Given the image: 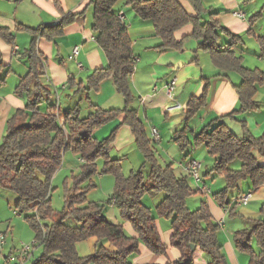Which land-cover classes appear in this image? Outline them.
<instances>
[{
    "label": "trees",
    "instance_id": "16d2710c",
    "mask_svg": "<svg viewBox=\"0 0 264 264\" xmlns=\"http://www.w3.org/2000/svg\"><path fill=\"white\" fill-rule=\"evenodd\" d=\"M118 1H92L91 29L108 66L92 71L86 79V90L97 92L103 80L112 78L116 91L124 98L122 110H103L88 101L90 111L85 116H81L79 105L61 113L53 103V93L42 82L44 59L36 48L38 36L50 40L61 35L79 15L62 13L60 21L48 29L32 30L18 24L11 31L0 26V39L11 47L15 44L14 32L25 31L32 36L29 47L18 54L26 59L28 72L13 89V94L23 99L25 106L8 118L0 143V188L17 195L15 208L34 234L33 248L42 250L31 264H132L129 258L138 252L139 244L154 255L163 256L167 247L160 240L155 223L157 217L170 220V246L181 255L175 264H194L191 244L210 258L209 264H227L217 240L218 225L213 222L207 202L201 201L194 210L187 206V199L199 190H192L185 176H176L172 164L161 162L152 145L156 140L148 137L136 110L129 108L134 100L129 88L134 58L126 26L113 9ZM124 1L139 18L152 23L155 35L161 39V44L156 47L158 51L181 50L183 41L177 42L174 33L191 24V38L198 42L199 50L209 54L212 64L219 70L232 71L241 77L242 82L236 88L239 108L226 117L235 119L237 114L258 109L253 97L257 87L264 83L263 72L243 66L242 57L232 50L240 37L224 29L217 13L204 8L201 0H187L196 12L195 16L188 15L179 0ZM259 15L260 12L254 14L250 22H255ZM220 33L229 38V49H222L219 45ZM256 42L259 56L264 58V34L257 36ZM207 90L208 78H205L201 93L188 101L183 126L174 132L173 142L180 151L202 146L214 158L207 174L220 177L224 187L212 193L213 201L234 216L232 205H236L241 195L238 183L248 180L253 192L264 185V165L253 156L257 151L264 157V135L253 138L245 134L238 139L218 121L213 126L210 124L209 129L203 128L194 134L190 141V121L205 104ZM120 114H124L122 124L131 129L143 159L142 164L128 175L123 173L120 159L109 156L116 129L103 140L93 137L95 129ZM242 127L246 133L244 123ZM67 152L78 156L81 166L76 174L70 173L64 179V207L56 212L50 198L51 181ZM99 159L104 161L100 169L96 165ZM235 161L239 162L237 169L234 168ZM98 174L113 177L112 195L102 202H87L86 194L95 187L92 179ZM232 191H237V197H230ZM161 193L162 198L153 208L144 204L145 196L156 198ZM111 204L129 223L135 236H127L121 224L105 219L104 207ZM259 214L258 219L248 221V227L233 236L235 249L248 256L247 264H264V203ZM68 218H72L77 226L66 225ZM89 239H94L93 252L81 256L77 244Z\"/></svg>",
    "mask_w": 264,
    "mask_h": 264
},
{
    "label": "crops",
    "instance_id": "0c3cea01",
    "mask_svg": "<svg viewBox=\"0 0 264 264\" xmlns=\"http://www.w3.org/2000/svg\"><path fill=\"white\" fill-rule=\"evenodd\" d=\"M92 1L0 0V26L7 27L11 31H14L18 24L32 30L48 29L60 21L62 13L79 15L74 22L64 28L61 35L50 40L38 36L36 40L37 51L44 59L42 82L53 93V103L61 113L67 112L75 105L81 107V113L89 112L88 101L103 110H122L125 107L124 98L116 91L112 78L103 80L97 92L86 90V79L92 71L108 66L107 58L97 44L95 33L91 29ZM179 2L188 15H196L189 1L179 0ZM201 3L204 8H210L212 12L217 13L220 25L224 29L240 37V41L232 50L242 57L243 66L247 69H258L259 67L256 66L258 61L250 59L254 56L247 55L245 52H251L248 46H252L256 50L253 53H259V47L256 49L258 46L256 37L259 36L257 31H263L264 24L256 29V22H250V18L260 9L264 12V0H201ZM113 9L118 17L122 15L121 21L126 26L131 40L134 58V69L129 79V88L134 100L129 108L136 110L150 139L153 140L152 128L158 132L159 140L152 145L161 162L172 164L176 176H185L190 188L199 190L198 193L201 194L199 199H195V195L187 200L189 208L195 205L194 200L207 202L213 222L218 225L217 240L221 245L226 263L247 264L248 256L235 249L233 236L235 232L247 228L248 221L259 218V209L264 203V185L253 192L249 181L239 182L237 188L239 193L251 192L252 196L246 205H240L238 202L232 205L235 215L231 216L229 210L219 207L213 201V190L209 191L206 186L214 188L215 191L224 187L220 177L207 174L214 158L209 156L202 146L188 147L190 151L187 149L180 151L173 143L172 135L182 128L187 103L191 97L201 93L205 78H208L205 104L190 121V134H188L190 141L194 134L203 128L209 129L210 124L213 126L218 121L222 122L238 139L243 138L245 134L259 138L264 133V117L261 118V114H258L261 112L260 108L258 112L237 114L235 119L226 117L227 114L239 108L236 88L241 84L242 79L235 72L217 69L212 64L209 54L198 49V42L191 38L193 32L191 24L185 25L174 33L177 42L183 41L181 50L160 52L156 47L161 44V39L155 35L154 27L149 20L139 18L124 0H119ZM204 19L208 20V16L204 15ZM249 30L251 33H247ZM14 37V47L0 39L2 62L0 78L3 79L0 81V143L5 134L8 118L16 110L23 109L25 106V101L16 97L13 89L19 79L24 78L28 72L26 59L18 54L29 47L32 36L29 32L16 31ZM228 41L229 38L220 33L219 45L222 49H229ZM75 47L78 48L77 55L70 59ZM257 60L261 61L259 56ZM70 80L73 82L69 84ZM173 80L175 85L171 91H168L169 84ZM256 102L260 104L259 101ZM123 117L124 114H120L113 121L95 129L93 137L99 141L103 140L116 129V136L109 147L110 158L120 159L123 162L133 155L140 166V159L136 155L138 153L140 156V153L136 147L135 138L131 129L122 124ZM242 123L245 124L246 133ZM168 137L170 142L166 141ZM164 143L167 147H164ZM253 156L260 165H264V157L257 151L253 152ZM209 157L213 158L212 162ZM190 161L199 162L200 169L205 164V171L199 170V176L200 173L202 174L199 181H195L187 170ZM80 166L81 159L67 152L56 176L63 172L65 174L77 172ZM236 194L237 191H232L230 197H237ZM155 199L151 208L159 202ZM17 201L18 197L15 193L0 188V264H7V258L17 250L20 242L31 243L28 245L35 243L33 232L15 208ZM109 206L115 208L112 204ZM110 217L116 219L115 213L111 212ZM158 218L155 223L160 240L167 247L165 255H154L143 244H139L138 252L130 257L132 264H175L180 259V252L170 246L169 239L172 234L170 220L165 219L166 223L162 224ZM121 225L130 236H135L128 222L124 221ZM35 249L33 248L26 264L32 263ZM93 249L94 239L77 244V250L81 256L90 255ZM193 251L194 264H209L210 258L198 246H195Z\"/></svg>",
    "mask_w": 264,
    "mask_h": 264
},
{
    "label": "rangeland",
    "instance_id": "374dc122",
    "mask_svg": "<svg viewBox=\"0 0 264 264\" xmlns=\"http://www.w3.org/2000/svg\"><path fill=\"white\" fill-rule=\"evenodd\" d=\"M261 10V9H260ZM259 10V11H260ZM258 11V12H259ZM256 24H257V26H256V29H258L259 28V26L261 25H263L264 24V12H262V11H260V15H259V17L256 19ZM258 32V34H259V36L261 35V34H264V30L263 31H257ZM248 48L251 50V52H245L247 55H250V56H254V57H251L250 59H252V60H256V61H258L257 62V65L256 66H258L259 68V70L260 71H262L263 72V74H264V58L263 57H260L259 55H260V53H253V52H256V50H255V48H252V46L250 47V46H248ZM256 49H258V46H256ZM260 57V59H261V61L260 60H257V57ZM253 64V63H252ZM255 69H257V68H255ZM257 89H258V92L256 91V93H255V96L253 97V99H254V101H259L260 102V104H258V108H260V113H258V114H261V118H263L264 117V95H262V94H264V83L263 84H261V85H259L258 87H257ZM262 96H263V98H262ZM259 99H258V98ZM257 98V99H256ZM255 111H257L258 112V109L257 110H255ZM253 112V111H252ZM88 112H86V113H83V111H82V114H81V116H85L86 114H87ZM264 135V133H262V136ZM173 136V135H172ZM172 138V137H171ZM171 140V139H170ZM173 140V139H172ZM166 141H168V142H170L169 141V137H168V139H166ZM174 143V142H173ZM164 147H167V144L166 143H164ZM188 151H190V149H187ZM137 153V152H136ZM136 155H138V157H139V159H140V162H141V164H142V162H143V159H142V156L140 155L139 156V154L137 153ZM210 158V157H209ZM213 158H210V160H211V162L213 161L212 160ZM103 163H104V161L102 160V159H99L97 162H96V165H97V167H98V169H100V168H102V166H103ZM120 164H121V167H122V171H123V173L125 174V175H128V173L130 172V171H133V170H136L137 168H138V166H139V161L137 160V158H135V157H133V155H130L129 156V158H127V160H125V161H123V162H120ZM201 166V165H200ZM210 166H211V164H210ZM238 166H239V162L238 161H235V164H234V168L235 169H237L238 168ZM211 168V167H210ZM61 169V168H60ZM60 169L58 170V171H60ZM147 170V167L145 168V171ZM202 172H204L205 171V164L202 166V169H200ZM57 171V172H58ZM63 171V170H62ZM57 172L55 173V175L53 176V178H52V181H51V185H52V192H51V194H50V198H51V204H52V208L56 211V212H59V211H61L62 210V208L64 207V203H63V181H64V179L66 178V177H69L70 176V173L68 174V173H66L65 174V172H63V173H61L59 176H56L57 175ZM78 172V171H77ZM77 172H74V174H76ZM67 175V176H66ZM202 174L200 173V176H201ZM55 176H56V178H55ZM100 176H102V174H98V175H95L94 177H93V179H92V182L95 184V187L94 188H92L91 190H89V192L86 194V201L87 202H102V201H104V200H106V199H108L107 197H109L111 194H112V191H113V185H114V180H113V177L111 176V175H103L101 178H100ZM247 182H248V180H246ZM69 185H70V182H69ZM207 186V188H209V191H211V190H213L212 191V193H214V192H216L215 191V189L213 188L212 189V187H208V185H206ZM196 195V198L195 199H199V197L201 196V194L200 193H196V194H194V195H192V196H190V197H193V196H195ZM162 196H163V194L161 193L158 197H156V199L155 198H151V197H148V196H145L144 198H143V202H144V204L146 205V206H151V204L153 203V201H154V199H155V201L157 202L158 200H159V197H161L162 198ZM189 197V198H190ZM188 198V199H189ZM187 199V200H188ZM190 201V200H189ZM194 201H196V203L194 202V204L195 205H191V209L192 210H194V209H196L199 205H200V201L199 200H194ZM187 204H189V202L187 201ZM188 206V205H187ZM189 207V206H188ZM115 213V215H116V219H114V218H112V217H110V213ZM154 212V211H153ZM154 214V213H153ZM103 216L109 221V222H111V223H114V224H124V220L120 217V214H119V212H118V210L116 209V208H111L109 205H106L105 207H104V211H103ZM154 216H155V214H154ZM156 217V216H155ZM158 218V217H157ZM159 220H160V222L162 223V224H165L166 222V220L165 219H162V218H158ZM65 224L66 225H68V226H77V224H76V222L72 219V218H68V219H66L65 220ZM124 230V232H125V234L127 235V236H130V234H128V232L125 230V229H123ZM34 235V234H33ZM28 244H31V243H25V242H20L19 243V245H18V247H17V249L19 248V247H21V245H28ZM254 248H255V246H254ZM35 253H34V257H33V260L35 259V258H37L40 254H41V252H42V250H41V248L40 247H38V248H36L35 249ZM129 261L131 262V258L129 259Z\"/></svg>",
    "mask_w": 264,
    "mask_h": 264
},
{
    "label": "built area",
    "instance_id": "2783aa9c",
    "mask_svg": "<svg viewBox=\"0 0 264 264\" xmlns=\"http://www.w3.org/2000/svg\"><path fill=\"white\" fill-rule=\"evenodd\" d=\"M237 16H240L239 13H236ZM119 18L122 19V15H119ZM78 52V48H74L71 56L69 57L70 59L74 58L77 55ZM175 85V81L173 80L168 87V91H171L173 89ZM151 134L153 136V139H155L156 141L159 140V135L158 132L156 131V129L152 128L151 129ZM199 169H200V163L197 161H190L188 166H187V170L189 172V174L191 175V177L195 180V181H199L200 180V176H199ZM206 190V189H203ZM252 193L248 192V193H244L241 194L238 199L237 202L240 205H246L249 200L251 199ZM35 244V243H34ZM33 245H21V247H19L12 255H10L7 258L6 263L7 264H26L27 260L33 250Z\"/></svg>",
    "mask_w": 264,
    "mask_h": 264
},
{
    "label": "water",
    "instance_id": "95a60500",
    "mask_svg": "<svg viewBox=\"0 0 264 264\" xmlns=\"http://www.w3.org/2000/svg\"><path fill=\"white\" fill-rule=\"evenodd\" d=\"M190 247H191V250L193 251L195 248V245L191 244Z\"/></svg>",
    "mask_w": 264,
    "mask_h": 264
}]
</instances>
